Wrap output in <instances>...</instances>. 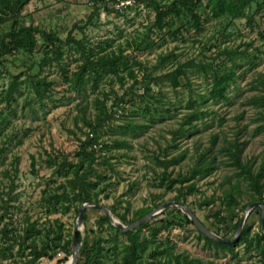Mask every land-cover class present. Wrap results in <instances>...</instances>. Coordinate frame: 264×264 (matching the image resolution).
Segmentation results:
<instances>
[{"label": "rangeland", "instance_id": "rangeland-1", "mask_svg": "<svg viewBox=\"0 0 264 264\" xmlns=\"http://www.w3.org/2000/svg\"><path fill=\"white\" fill-rule=\"evenodd\" d=\"M213 11L210 0L24 5L18 18L41 33L33 48L0 57V205L6 202L0 207V264L31 259L30 239L53 256L34 264L67 262L84 197L119 222L124 218L123 225L140 210L147 214L178 198L201 221L216 218L222 231L229 226L225 237L233 236L231 216L240 220L258 195L233 163L234 145L242 163L264 170V0H251L238 17ZM0 15L9 17L0 23L1 37L17 16ZM90 50L121 54L116 72L90 68ZM178 63L190 65L187 78L174 85L162 76ZM206 64L223 77L221 94L210 67L202 69ZM139 86L145 95L137 96ZM119 98L124 108L117 115ZM98 100L111 116L98 115ZM87 138L86 152L81 142ZM202 154L212 166L191 177ZM180 175L190 176L194 186ZM177 209L179 215L159 213L135 230L141 264H170L174 255L199 264H264L259 207L230 248L206 241ZM103 215L85 209L79 232L100 236L97 264H125L129 238Z\"/></svg>", "mask_w": 264, "mask_h": 264}, {"label": "trees", "instance_id": "trees-1", "mask_svg": "<svg viewBox=\"0 0 264 264\" xmlns=\"http://www.w3.org/2000/svg\"><path fill=\"white\" fill-rule=\"evenodd\" d=\"M28 1L29 0H14V1L13 0H0V11H3V12L8 11V12H11L13 16L14 15L17 16L16 18L11 17L12 21L10 23L9 30L0 37V57L6 54H10L13 51H17L21 49H31L35 46L37 42L36 35L38 33H41V31L34 26L26 25L20 18H18L20 11L23 9L24 5ZM210 2H211V5L213 6V9H214L213 12L215 13V15H222L227 12L231 14L233 17H238L244 12L245 6L250 4L251 0H242V1L241 0H210ZM154 9L156 12V17H157L155 21V26L159 27V24L162 18V12H161V9L158 7L157 2L154 5ZM7 18L9 17L0 15V23L7 20ZM90 52L91 53L88 55L92 54L91 55L92 60L89 56L87 57V59L89 60L88 61L89 67L95 70L96 73H98V71L95 69L96 65L104 66L109 71L116 72V69L118 68L122 60L121 54L117 56L112 51H107V53L103 51H100L98 53H93V50H90ZM167 57L168 56L163 57L162 60L167 59ZM187 65H190V64L183 65V63H178L175 70L164 74L162 78L168 81H171L174 85L177 84L181 77L183 79L187 78V71L185 69ZM201 67L204 70L209 69L210 67L211 77H212L213 84H214V90L221 94L223 77L220 76L218 73H216V70H214L210 64L201 65ZM130 72H131L130 74L133 75V71L130 70ZM142 95H145V94H142ZM122 101H123L122 98H119V100L116 102L115 105L117 106ZM98 102L100 103L99 108H98V115L104 114V115L111 116V114L105 108L104 103L99 100ZM81 143L86 151L87 146L90 143V139L87 138L85 141ZM234 146H235V150L232 152L233 163L235 166L240 168V171H241L240 173H242L245 176V179L248 180V187H250L256 194H258L256 199L250 200L246 204V206L256 201H260L264 204V200L261 198V193L263 192V186H264L263 182L261 181V179L264 176L263 167H260L254 170L251 168L250 163H246V164L242 163L239 157L241 149L240 147H238L237 144H235ZM89 154L90 156H92L91 152ZM207 162L208 160L205 158L204 154L200 155L197 163L195 164L196 168H194L192 171L191 177H193L196 173L200 174L204 172L206 169L209 170L210 167L212 166V162H208V163ZM180 177L189 188H192L194 186V184L190 180L191 178L190 176L186 177V176L180 175ZM238 187H239V184H234L230 189L235 190ZM234 192H236V190ZM85 198H87L88 201ZM229 198L231 201L235 203L236 199L231 193L229 194ZM89 200L90 199L88 197H84L82 200V203L90 202ZM176 201L180 202L178 198L176 199ZM5 206H6V202H3L2 205H0L1 208ZM190 209L196 215L195 211L192 208ZM171 211H175L176 215H179L180 213V211L177 208L169 207L163 210L160 214L167 215V214H170ZM138 213H139L138 218L146 214L145 210H140ZM138 218H136L135 220H137ZM103 219L110 224L108 218L105 215H103ZM185 219L187 223L193 224L192 221L186 215H185ZM215 219L214 220L208 219L204 221H201L200 219L199 220L201 221L203 225H205L207 228H209L211 231L218 234L219 236L223 238H230V237H225L226 229H229V226L225 228V231H222V229L220 228L221 222L219 223L218 220H215ZM230 220H233L234 227H236L237 229V226L240 220L239 219L234 220V216H231ZM120 221L124 222L125 220L124 218H121ZM132 222H128V224ZM144 225L146 224L142 223L139 226H137L135 229L126 232V235L129 238V243L125 245L126 251H125V258L123 259V262L125 264H141L140 262L141 260H139L140 254L138 252V237H137L135 230L140 229ZM222 232H223V235H222ZM1 233L4 237L8 236L7 230L5 228L1 230ZM90 233H95V232L94 230L88 229L86 231L84 230L83 234L79 231L76 233L78 241L81 243L78 264H97L98 262V258H99L100 250H101V247H100L101 238L100 236H97L96 233H95L96 236L94 238H90L89 236ZM29 234L30 232L26 231V236L22 237L24 241L29 240V237H30ZM262 237L264 238V236ZM204 238L206 241L212 244H215L217 247H225V248L231 247V244L218 243L214 240H211L210 238L206 236H204ZM26 247L31 248L33 250V257L27 261H24V264H34V261H35L34 259L39 258L41 256H46L49 259L53 258L52 254H47V250H46L48 247L47 245L40 248L41 250H38L37 244L33 242V239L29 240ZM172 259L173 261H171L170 264H199V262L196 261V263H194L192 260H188L186 256H182V255H174Z\"/></svg>", "mask_w": 264, "mask_h": 264}, {"label": "water", "instance_id": "water-1", "mask_svg": "<svg viewBox=\"0 0 264 264\" xmlns=\"http://www.w3.org/2000/svg\"><path fill=\"white\" fill-rule=\"evenodd\" d=\"M169 207L179 208L182 212L185 213V215L192 221L194 226L201 233H203L206 237L210 238L211 240H214V241H216L218 243H222V244H229L232 241H234L239 236V234L241 233V230L243 228V225L245 223V220H246V217L248 216V214L253 209H255L256 207H259L260 208V216H261L260 217L261 230H262V232H264V204L260 201L252 202L245 207L244 212L242 214V217L238 223L237 229H236L235 233L233 234V236H231L230 238H223V237L219 236L218 234L214 233L213 231H211L209 228H207L205 225H203L201 223V221L197 218V216L191 211V209L186 204H184L182 202H178L176 200H171V201L163 202V203L159 204L156 208L152 209L150 212H148L144 216L138 218L137 220H135L134 222H132L128 225H123L121 222L116 220L113 217V215L111 214V212L104 205L95 204V203H91V202H88V203L85 202V203L81 204V206L79 208V214H78V217H77L76 222H75V232L73 234V239H72L71 256L69 257L67 262L61 263V264H76L77 256L79 254L80 246H81L80 242L78 241L76 233L79 231V226L82 224V222L84 220L85 209L93 208V209L101 210L113 226L117 227L118 229L121 230V232L125 233L127 231L135 229L137 226L142 224L144 221L148 220L152 216H155V215L161 213L163 210H165Z\"/></svg>", "mask_w": 264, "mask_h": 264}, {"label": "built area", "instance_id": "built-area-1", "mask_svg": "<svg viewBox=\"0 0 264 264\" xmlns=\"http://www.w3.org/2000/svg\"><path fill=\"white\" fill-rule=\"evenodd\" d=\"M132 0H125V4H131ZM145 90L143 87H138L137 89V96H140L142 94H144ZM124 108V102H120L117 106H116V112L115 114H120L122 112V109Z\"/></svg>", "mask_w": 264, "mask_h": 264}]
</instances>
